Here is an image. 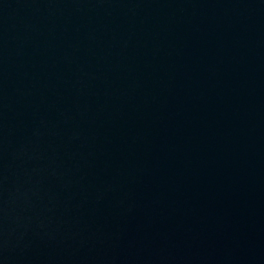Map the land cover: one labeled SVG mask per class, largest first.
<instances>
[{
    "label": "water",
    "instance_id": "95a60500",
    "mask_svg": "<svg viewBox=\"0 0 264 264\" xmlns=\"http://www.w3.org/2000/svg\"><path fill=\"white\" fill-rule=\"evenodd\" d=\"M0 264H264V0H0Z\"/></svg>",
    "mask_w": 264,
    "mask_h": 264
}]
</instances>
